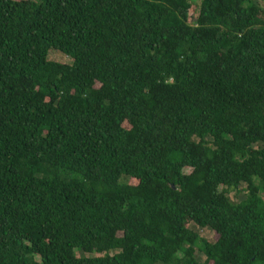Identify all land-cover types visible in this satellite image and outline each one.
Segmentation results:
<instances>
[{"label": "trees", "instance_id": "obj_1", "mask_svg": "<svg viewBox=\"0 0 264 264\" xmlns=\"http://www.w3.org/2000/svg\"><path fill=\"white\" fill-rule=\"evenodd\" d=\"M0 264H264V0H0Z\"/></svg>", "mask_w": 264, "mask_h": 264}, {"label": "rangeland", "instance_id": "obj_2", "mask_svg": "<svg viewBox=\"0 0 264 264\" xmlns=\"http://www.w3.org/2000/svg\"><path fill=\"white\" fill-rule=\"evenodd\" d=\"M48 60L52 62H57L61 64H70V58L65 56L64 54L55 51L53 49L48 52ZM228 196L233 202H239L244 199V192H237L235 190H229ZM199 234L207 241L213 242L215 241V234L208 231H199ZM197 256L200 260H203L202 254L197 253Z\"/></svg>", "mask_w": 264, "mask_h": 264}]
</instances>
